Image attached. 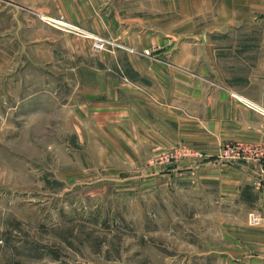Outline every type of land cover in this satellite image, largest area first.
<instances>
[{
    "label": "rangeland",
    "instance_id": "rangeland-1",
    "mask_svg": "<svg viewBox=\"0 0 264 264\" xmlns=\"http://www.w3.org/2000/svg\"><path fill=\"white\" fill-rule=\"evenodd\" d=\"M98 1L78 27L108 40L104 50L41 11L0 0V264H248L258 194L249 183L237 194L203 182L190 165L209 159L257 167L262 186L264 161L226 160L221 150L235 141L219 143L210 157L188 141L109 152L76 117L86 80L111 81L101 74L107 72L115 81L120 68L138 80L136 67L178 66L180 51L210 39L224 17L220 7L206 0ZM83 3L93 1H68L65 14L51 17L80 15ZM81 39L88 57L85 46L83 57L74 48Z\"/></svg>",
    "mask_w": 264,
    "mask_h": 264
},
{
    "label": "crops",
    "instance_id": "crops-1",
    "mask_svg": "<svg viewBox=\"0 0 264 264\" xmlns=\"http://www.w3.org/2000/svg\"><path fill=\"white\" fill-rule=\"evenodd\" d=\"M15 1L41 11L45 17L65 14L68 1L78 6L77 0ZM90 1L92 7L80 4L83 12L66 19L83 26L81 20L94 16L99 6L98 0ZM104 1L109 4L110 0ZM206 1L209 6L220 7L224 17H217L220 23L210 29L209 40L180 51L178 66L136 67L137 73L133 72L140 76L138 80L120 68L113 71L115 81L113 75L104 72L101 74H107L111 81L90 80L95 85L88 86L86 80L79 89L86 99L76 104V117L86 124L89 133L99 136L95 143L103 144V150L145 146L157 150L188 141L189 145L208 151L210 157L222 142L264 140V0ZM84 46L88 49L87 40L75 42L79 56H84ZM86 54L90 55V49ZM134 59L138 57L134 55ZM115 60L122 62L121 54ZM148 75L156 77L142 82L141 78ZM118 132L120 138L109 135ZM237 165L205 159L199 164L192 162L190 167L203 182H218L229 192L234 188L239 194L242 183L251 184L258 194L255 212L263 219L259 226L250 228L256 251L248 248L245 254L250 256L247 260L251 264H264V184H256L260 176L257 167Z\"/></svg>",
    "mask_w": 264,
    "mask_h": 264
},
{
    "label": "built area",
    "instance_id": "built-area-1",
    "mask_svg": "<svg viewBox=\"0 0 264 264\" xmlns=\"http://www.w3.org/2000/svg\"><path fill=\"white\" fill-rule=\"evenodd\" d=\"M44 19L50 23L52 22L58 28L80 34L82 33L87 37H94L86 30L80 29L77 25L63 20L62 18L45 17ZM93 39V47L97 50H104L110 44L109 41L103 37L95 36ZM222 149L220 155L228 161L244 162L254 160L258 163L264 161V144H250L248 142L235 141L224 145ZM249 219L250 223L254 226H258L262 222V218L255 213H250Z\"/></svg>",
    "mask_w": 264,
    "mask_h": 264
},
{
    "label": "bare ground",
    "instance_id": "bare-ground-1",
    "mask_svg": "<svg viewBox=\"0 0 264 264\" xmlns=\"http://www.w3.org/2000/svg\"><path fill=\"white\" fill-rule=\"evenodd\" d=\"M43 18H45V17H43Z\"/></svg>",
    "mask_w": 264,
    "mask_h": 264
}]
</instances>
